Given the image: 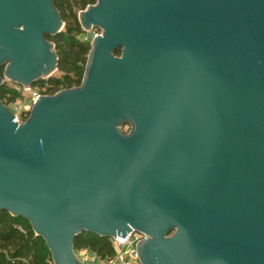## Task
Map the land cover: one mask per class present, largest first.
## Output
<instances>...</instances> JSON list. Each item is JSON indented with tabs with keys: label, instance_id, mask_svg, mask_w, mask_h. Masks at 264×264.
I'll return each mask as SVG.
<instances>
[{
	"label": "water",
	"instance_id": "1",
	"mask_svg": "<svg viewBox=\"0 0 264 264\" xmlns=\"http://www.w3.org/2000/svg\"><path fill=\"white\" fill-rule=\"evenodd\" d=\"M55 1L0 0V90L57 73ZM96 2L81 86L0 101V213L52 264L131 233L139 264H264V0Z\"/></svg>",
	"mask_w": 264,
	"mask_h": 264
},
{
	"label": "trees",
	"instance_id": "2",
	"mask_svg": "<svg viewBox=\"0 0 264 264\" xmlns=\"http://www.w3.org/2000/svg\"><path fill=\"white\" fill-rule=\"evenodd\" d=\"M96 3V0H56L55 8L62 22L66 23V15H72L76 20L79 13L94 7ZM83 34L77 24L74 30L68 29L55 39H46L54 45L58 57L57 77L39 82L32 90L46 97L81 86L91 45L80 41ZM119 56L118 54L117 57ZM5 84L0 90V101L7 108L5 101L10 97L15 98L16 95L10 92ZM74 251L75 254L89 251L102 263H108L116 256L112 241L91 235H82L77 238ZM0 264H52V262L44 242L35 237L27 223L0 213Z\"/></svg>",
	"mask_w": 264,
	"mask_h": 264
},
{
	"label": "built area",
	"instance_id": "3",
	"mask_svg": "<svg viewBox=\"0 0 264 264\" xmlns=\"http://www.w3.org/2000/svg\"><path fill=\"white\" fill-rule=\"evenodd\" d=\"M93 39H85L84 44H91ZM42 97L38 93L34 95V98L32 99V104L35 103V101ZM30 113V110H25L21 113L19 116H15V123L22 125L27 119V115ZM142 240V237L140 235H137L135 233H131L127 236L126 239H116L112 241V248L116 253L115 258L110 261L108 264H139L137 261V255H136V246L137 244ZM76 258L82 263V264H95L99 263L98 260H96L95 256L91 254L89 251H82L80 253L76 254ZM101 264V263H100Z\"/></svg>",
	"mask_w": 264,
	"mask_h": 264
},
{
	"label": "rangeland",
	"instance_id": "4",
	"mask_svg": "<svg viewBox=\"0 0 264 264\" xmlns=\"http://www.w3.org/2000/svg\"><path fill=\"white\" fill-rule=\"evenodd\" d=\"M67 16V20L66 23H64V30L63 32H65L68 29H76L77 28V24H78V15H77V19L74 20L72 15H66ZM83 33V32H82ZM101 35V31L99 30H93L91 34H83L80 37V41L82 43H84L85 39H94L95 37H98ZM54 78L57 77L56 74L53 76ZM52 77V78H53ZM6 83V87L10 92H13L14 95H16V97H10L8 98L5 103L7 104V109L9 110L10 113H12L13 115L19 116L21 115L22 112H24L25 110H32V99L34 98V95L36 94V92L34 90H31L29 92H24L22 89L9 84L7 82ZM123 132L125 134H129L130 132V128L126 127L123 129ZM97 260V259H96ZM108 264V263H95V264Z\"/></svg>",
	"mask_w": 264,
	"mask_h": 264
}]
</instances>
